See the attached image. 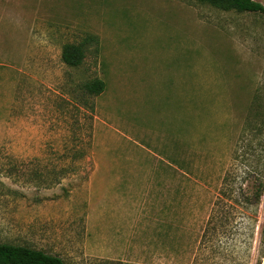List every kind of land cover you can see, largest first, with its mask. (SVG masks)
Wrapping results in <instances>:
<instances>
[{"label":"rangeland","instance_id":"1","mask_svg":"<svg viewBox=\"0 0 264 264\" xmlns=\"http://www.w3.org/2000/svg\"><path fill=\"white\" fill-rule=\"evenodd\" d=\"M263 108L259 13L0 0V242L64 264H257L264 195L244 200L239 139Z\"/></svg>","mask_w":264,"mask_h":264},{"label":"trees","instance_id":"2","mask_svg":"<svg viewBox=\"0 0 264 264\" xmlns=\"http://www.w3.org/2000/svg\"><path fill=\"white\" fill-rule=\"evenodd\" d=\"M218 9L224 11L235 10L238 12L259 13L264 16V6L254 0H201ZM94 40V39H89ZM87 41V40H86ZM95 41V40H94ZM84 56L82 44H65L61 49L62 62L70 67L81 64ZM104 83L101 80L93 79L84 85L85 91L89 95L96 96L104 90ZM246 120V125H242L240 142L247 137L245 144L247 155L251 157L250 169L246 173L247 177L253 179V191L251 196L245 198L246 204L258 207L261 197L264 195V108L261 112L256 111ZM246 131V134H245ZM241 156V155H240ZM263 158V168L259 169V161ZM254 162H256L254 164ZM264 231V224L261 234ZM263 245L260 259L264 256V239L260 238ZM0 264H64L57 257L47 254L41 250L32 249L26 246L13 245L0 242Z\"/></svg>","mask_w":264,"mask_h":264},{"label":"crops","instance_id":"3","mask_svg":"<svg viewBox=\"0 0 264 264\" xmlns=\"http://www.w3.org/2000/svg\"><path fill=\"white\" fill-rule=\"evenodd\" d=\"M260 264H264V256L262 257V260H261Z\"/></svg>","mask_w":264,"mask_h":264}]
</instances>
